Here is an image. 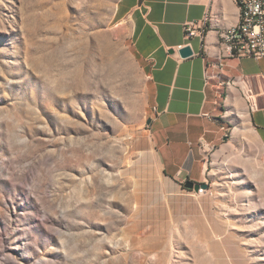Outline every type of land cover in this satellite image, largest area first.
<instances>
[{
    "label": "rangeland",
    "instance_id": "374dc122",
    "mask_svg": "<svg viewBox=\"0 0 264 264\" xmlns=\"http://www.w3.org/2000/svg\"><path fill=\"white\" fill-rule=\"evenodd\" d=\"M120 2L0 0V264H264L259 154L161 172Z\"/></svg>",
    "mask_w": 264,
    "mask_h": 264
},
{
    "label": "crops",
    "instance_id": "0c3cea01",
    "mask_svg": "<svg viewBox=\"0 0 264 264\" xmlns=\"http://www.w3.org/2000/svg\"><path fill=\"white\" fill-rule=\"evenodd\" d=\"M145 81L146 138L165 176H205L212 150L234 141L264 164V58H222L218 32L239 23L235 0H121ZM205 37L184 25L206 16ZM193 55L184 58L181 50ZM217 239H220L218 235Z\"/></svg>",
    "mask_w": 264,
    "mask_h": 264
},
{
    "label": "built area",
    "instance_id": "2783aa9c",
    "mask_svg": "<svg viewBox=\"0 0 264 264\" xmlns=\"http://www.w3.org/2000/svg\"><path fill=\"white\" fill-rule=\"evenodd\" d=\"M239 3V29L234 34L226 30L218 32L222 58H264V0H235ZM206 17L201 22H188L184 25L186 40L201 37L206 32ZM205 189L200 188L202 195Z\"/></svg>",
    "mask_w": 264,
    "mask_h": 264
},
{
    "label": "water",
    "instance_id": "95a60500",
    "mask_svg": "<svg viewBox=\"0 0 264 264\" xmlns=\"http://www.w3.org/2000/svg\"><path fill=\"white\" fill-rule=\"evenodd\" d=\"M181 55L184 58H189V57H191L193 55V51H192V49L190 47H186L183 50H181ZM184 186H185L186 189L194 190L196 192L199 191L200 187H203V188L207 187V185H205V184H197V183H194V182H191V181L186 182L184 184Z\"/></svg>",
    "mask_w": 264,
    "mask_h": 264
},
{
    "label": "bare ground",
    "instance_id": "6f19581e",
    "mask_svg": "<svg viewBox=\"0 0 264 264\" xmlns=\"http://www.w3.org/2000/svg\"><path fill=\"white\" fill-rule=\"evenodd\" d=\"M237 3H238V2H237ZM238 6H239V3H238ZM239 9H240V7H239ZM240 16H241V9H240ZM208 21H209V16L207 15V16H206V22H208ZM238 29H239V23H238L235 27H233V28L227 30L226 33H227V34H234L235 32L238 31Z\"/></svg>",
    "mask_w": 264,
    "mask_h": 264
}]
</instances>
